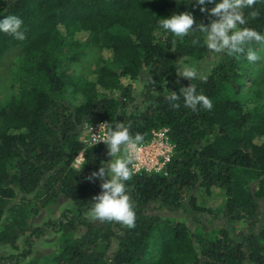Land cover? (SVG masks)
<instances>
[{
    "label": "trees",
    "instance_id": "trees-1",
    "mask_svg": "<svg viewBox=\"0 0 264 264\" xmlns=\"http://www.w3.org/2000/svg\"><path fill=\"white\" fill-rule=\"evenodd\" d=\"M193 3L0 0V16L20 17L25 35L17 40L0 32V58L12 49L22 54L13 93L0 98L1 247L18 250L23 241L19 258L26 259L33 241L52 230L60 234L52 264H264V219L256 231L229 230L257 225L264 201V40L247 43L243 53L214 52L206 80L180 78V59L200 62L212 53L198 27L215 17ZM180 11L192 12L196 27L182 38L159 27L160 18ZM241 11L245 24L238 27L264 35V0ZM91 49L99 52L93 69L74 74L72 66ZM249 49L260 59L249 62ZM142 77L137 104L134 83ZM189 84L211 99V110H192L182 96L172 107L171 91L182 93ZM97 121L124 122L142 143L166 128L174 144L166 175L133 173L126 182L132 228L86 218L100 180L86 176L105 166L107 150L84 146L81 131ZM217 196L219 204L209 206L207 199ZM61 198L72 203L61 220L36 226L39 212ZM160 210H183L196 222L208 214L224 225L197 222L191 229L154 214Z\"/></svg>",
    "mask_w": 264,
    "mask_h": 264
},
{
    "label": "clouds",
    "instance_id": "clouds-1",
    "mask_svg": "<svg viewBox=\"0 0 264 264\" xmlns=\"http://www.w3.org/2000/svg\"><path fill=\"white\" fill-rule=\"evenodd\" d=\"M210 3L213 7L208 9L206 5ZM254 3L255 0H194L193 6H199L201 13L215 17L208 24H199L198 27L204 35L207 47L217 53H243L247 43L253 40H264V35L254 29L238 27L245 24L241 9L246 6L251 7ZM194 23L195 20L190 11L173 12L166 18L159 19V27L178 38L196 30V27L193 28ZM22 25V19L16 15L0 16V32L9 34L17 40L25 39L24 32L21 30ZM246 59L254 63L260 57L255 51L249 49ZM180 64L181 66L176 70L179 76L189 81L198 78L207 79L205 75L187 66L183 61H180ZM181 96L185 106L192 110H196L198 106L212 109L211 99L202 93L198 94L194 85L189 84L188 87L183 88L182 93L171 91L169 100L172 102V107H179V104L175 102L179 101ZM103 126L102 136L96 140V143L103 142L107 146L111 159L106 167L102 163L98 171L86 176L90 181L93 179L103 181L100 184L101 192L93 197V202L90 204L89 215L95 219L116 221L132 228L135 226L136 215L126 182L132 178L133 169L130 165L143 142V137L140 134L135 136L130 134L129 126L124 122L114 121L104 123ZM84 164V156L81 155L78 161L79 170Z\"/></svg>",
    "mask_w": 264,
    "mask_h": 264
},
{
    "label": "rangeland",
    "instance_id": "rangeland-1",
    "mask_svg": "<svg viewBox=\"0 0 264 264\" xmlns=\"http://www.w3.org/2000/svg\"><path fill=\"white\" fill-rule=\"evenodd\" d=\"M85 49V48H84ZM208 55L207 58L200 62H194L191 60H187L188 58H182L180 61H183L187 66L193 67L198 70V72L202 75L207 74L211 71L214 63L217 61V58L214 56V51ZM21 51L20 49H12L8 53H6L2 58H0V98L2 101L6 100L13 93V83L15 80V71L17 70L18 64L21 62ZM99 52L97 49L83 50V54L81 56L80 61L77 64H74L73 73L77 75H88L90 71L93 69L95 65V60L97 59ZM72 73V69H70ZM180 78H184L179 76ZM145 81L144 77L140 79V81L134 83L135 89V97L136 103L140 104V94L143 91V82ZM89 125V123H87ZM88 128V127H87ZM86 128V129H87ZM83 129L81 133L84 131ZM107 161L105 163V167L107 166L108 161L111 157L108 155V149L106 146ZM123 154V152L121 153ZM107 178V177H105ZM103 181L99 180V193L101 192L100 184ZM98 193V194H99ZM209 206H217L220 202V197L213 200L207 199ZM53 208H47L45 210H41L39 214L34 218V224L36 226H44L46 222H59L61 220V211L66 208H71L72 203L61 198L57 205L51 206ZM259 213L257 216V220L259 222L257 225H251L250 222L244 224H236L233 226V229L230 232H233L234 235L247 233L249 229L253 231L258 230L264 219V201L260 202ZM154 214L159 215L162 218H170L176 221L184 222L191 229H194L195 226H198V223L207 224L211 227H221L223 222L220 218L213 219L212 215L201 214L197 216V222L193 221L190 217V214L185 213L183 210H178L174 212H167L164 210L155 211ZM86 218L90 221H99V219H95L89 215V212L86 215ZM60 234L53 232L52 230H45V235L35 239L33 241L32 254L26 259L19 258L20 253L23 251L24 244L23 241L18 242V250H14L9 247H1L0 246V260L5 258L4 261H0V264H52V260L54 255L57 253L60 245ZM11 258V261H6V259ZM17 258L20 260L17 263Z\"/></svg>",
    "mask_w": 264,
    "mask_h": 264
},
{
    "label": "built area",
    "instance_id": "built-area-1",
    "mask_svg": "<svg viewBox=\"0 0 264 264\" xmlns=\"http://www.w3.org/2000/svg\"><path fill=\"white\" fill-rule=\"evenodd\" d=\"M88 123L89 125L87 123L85 124L83 128L85 130L81 134L82 144L86 147L104 144L103 142L96 143V140L102 136L103 124L108 122L97 121ZM173 153L174 144L170 140L169 130L164 128L159 131H154L151 139L140 145L130 167H132L134 174L153 173L166 175V168L172 159ZM81 155L83 153H80L75 159V167L78 166Z\"/></svg>",
    "mask_w": 264,
    "mask_h": 264
}]
</instances>
